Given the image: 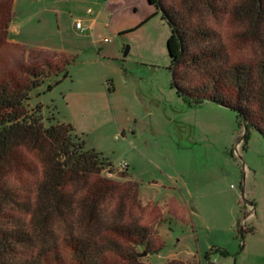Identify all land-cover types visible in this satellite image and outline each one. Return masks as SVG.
Wrapping results in <instances>:
<instances>
[{
	"label": "rangeland",
	"instance_id": "1",
	"mask_svg": "<svg viewBox=\"0 0 264 264\" xmlns=\"http://www.w3.org/2000/svg\"><path fill=\"white\" fill-rule=\"evenodd\" d=\"M142 1L121 0L104 9L105 0H13L9 35L0 47V77L20 64L65 65L33 89L30 105L42 104L45 116L54 112L87 148L101 153L111 165L101 176L136 184V204L121 218L150 227L160 246L141 264L199 255V240L208 249L236 242L222 264H264V133L245 128L229 107L193 103L195 96L178 91L174 75L180 87L193 89L205 82L207 68L172 66L171 28L155 4ZM162 1L166 7L179 2ZM236 1L215 0L214 11L199 1L190 12L183 10L191 26L212 34L229 61L245 62L256 50L235 39L242 30L229 15ZM79 18L84 26L96 18V42L92 33L75 30L72 23ZM198 50L193 45L184 57ZM22 155L31 168L14 184L23 204L8 215L9 223L26 221L24 203L41 167L31 154ZM81 186L68 188L70 199ZM116 200L112 195L100 205L103 221L114 217ZM72 222L71 215L56 221V234ZM184 264L199 261L191 257Z\"/></svg>",
	"mask_w": 264,
	"mask_h": 264
},
{
	"label": "trees",
	"instance_id": "2",
	"mask_svg": "<svg viewBox=\"0 0 264 264\" xmlns=\"http://www.w3.org/2000/svg\"><path fill=\"white\" fill-rule=\"evenodd\" d=\"M199 1L214 11L215 0H179L178 8L148 0L171 28L167 48L172 66L207 68V79L198 87H180L175 75L174 85L181 94L195 96L193 103L208 100L229 107L245 128L264 133V0H237L229 10L242 27L236 41L256 50L245 62L229 61L208 30L191 26L183 9L188 13ZM13 14V0H0V47L8 38ZM193 45L199 50L185 58ZM61 70L65 65L20 64L0 77V264H141L144 252L156 253L160 246L154 244L150 227L121 218L127 206L136 204V184L101 176L111 171L107 159L87 148L70 123L59 122L54 112L45 116L42 104L30 105L33 89ZM23 151L41 167L24 203L26 221L9 223L8 215L23 204L14 186L31 168ZM75 183L82 185V192L73 200L68 188ZM112 195L117 196L114 217L103 221L100 205ZM65 215L73 222L60 236L54 225Z\"/></svg>",
	"mask_w": 264,
	"mask_h": 264
},
{
	"label": "crops",
	"instance_id": "3",
	"mask_svg": "<svg viewBox=\"0 0 264 264\" xmlns=\"http://www.w3.org/2000/svg\"><path fill=\"white\" fill-rule=\"evenodd\" d=\"M138 1H139L140 5H142L143 1L142 0H138ZM120 2H121V0H106L105 3L103 4V8L106 9V8H109V6L110 7L118 6ZM146 5L149 6V5H151V3H149V2L147 3V1H146ZM89 11H91V8L89 9ZM78 20H80L82 22V25H83V23H84L83 20H81V18H79ZM78 20H75V21H78ZM75 21H73V23H72L74 28H75V30L78 33H81L82 36H83V34L85 32H87L88 35H89V33H92L93 42H96L95 41V34H94V27H95V23H96V18H92L88 22L87 26L83 25L85 27V30L83 32H80L75 27ZM209 245L210 244H207L205 241L201 242L199 240V255L193 254L191 256L192 259L195 261V263H197L199 261V264H204V262L207 261L209 264H222L223 260L221 259V257L224 254H227L229 251L233 250L234 247L236 246V242L234 240H232L231 243L224 244L223 248H221V246L213 245L212 248L208 249ZM191 257L190 258L188 257L187 259L186 258H182V257H172L171 260H178V261H180L181 263L184 264V263H188L190 261Z\"/></svg>",
	"mask_w": 264,
	"mask_h": 264
},
{
	"label": "built area",
	"instance_id": "4",
	"mask_svg": "<svg viewBox=\"0 0 264 264\" xmlns=\"http://www.w3.org/2000/svg\"><path fill=\"white\" fill-rule=\"evenodd\" d=\"M106 1V0H105ZM75 27L80 31V32H83L85 30V27L82 25V22L80 20L78 21H75ZM109 40L107 38H103L102 39V42L105 43V42H108ZM121 168L122 169H126L127 168V165L126 163H122L121 164Z\"/></svg>",
	"mask_w": 264,
	"mask_h": 264
},
{
	"label": "water",
	"instance_id": "5",
	"mask_svg": "<svg viewBox=\"0 0 264 264\" xmlns=\"http://www.w3.org/2000/svg\"><path fill=\"white\" fill-rule=\"evenodd\" d=\"M127 53H128V46L125 47V49H124V51H123V56H126ZM142 256H146V252H144V253L142 254Z\"/></svg>",
	"mask_w": 264,
	"mask_h": 264
}]
</instances>
